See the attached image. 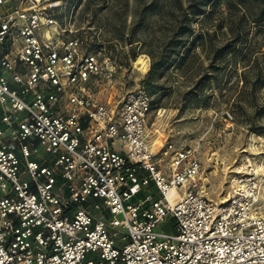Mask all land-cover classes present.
<instances>
[{"label": "built area", "instance_id": "2783aa9c", "mask_svg": "<svg viewBox=\"0 0 264 264\" xmlns=\"http://www.w3.org/2000/svg\"><path fill=\"white\" fill-rule=\"evenodd\" d=\"M61 7L0 0V264H264V165L244 151L226 201L201 195L195 151L153 149L144 87L96 98L112 65Z\"/></svg>", "mask_w": 264, "mask_h": 264}, {"label": "rangeland", "instance_id": "374dc122", "mask_svg": "<svg viewBox=\"0 0 264 264\" xmlns=\"http://www.w3.org/2000/svg\"><path fill=\"white\" fill-rule=\"evenodd\" d=\"M61 1L56 16L75 32L65 39L112 65L96 98L114 108L144 87L153 149L195 151L201 195L226 201L244 151L264 165V0Z\"/></svg>", "mask_w": 264, "mask_h": 264}, {"label": "bare ground", "instance_id": "6f19581e", "mask_svg": "<svg viewBox=\"0 0 264 264\" xmlns=\"http://www.w3.org/2000/svg\"><path fill=\"white\" fill-rule=\"evenodd\" d=\"M138 61H139L140 64H142V61H141L140 58L138 59ZM137 65H138V64H137ZM135 67H136V66H135ZM139 67H140V66H139ZM262 169H264V168H262Z\"/></svg>", "mask_w": 264, "mask_h": 264}, {"label": "trees", "instance_id": "16d2710c", "mask_svg": "<svg viewBox=\"0 0 264 264\" xmlns=\"http://www.w3.org/2000/svg\"><path fill=\"white\" fill-rule=\"evenodd\" d=\"M239 2H244L245 0H238Z\"/></svg>", "mask_w": 264, "mask_h": 264}]
</instances>
